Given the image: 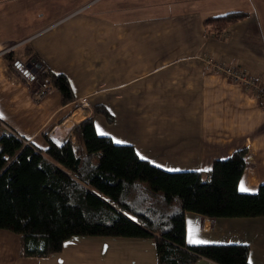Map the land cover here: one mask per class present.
<instances>
[{
	"label": "crops",
	"instance_id": "1",
	"mask_svg": "<svg viewBox=\"0 0 264 264\" xmlns=\"http://www.w3.org/2000/svg\"><path fill=\"white\" fill-rule=\"evenodd\" d=\"M13 1L16 0H0V6H6L0 8V136L3 129H13L45 148V136L52 138L55 126L61 128L54 133L67 140L76 125L90 117V110L81 109V97L103 104L111 112V120L104 117L111 127L117 119L128 123L121 116L123 110L132 109V100L126 98L128 88H135L133 101L141 105L158 104L159 99L167 98L165 94L178 92L183 95L177 100L179 111H187L191 121L181 119L177 108L169 109V118L164 115L166 110L159 111L157 117L164 121L151 118L153 112H148L135 126L139 139L160 133L170 138L163 140L160 134L157 139H148L156 140L153 156L142 154L134 145L140 155L171 171L207 170L214 160L248 148L249 163L239 188L243 184L248 192H254L264 183L263 91L252 92L243 83L209 74L204 66L191 64L188 59L192 56L187 54L160 61L157 56H147V62L154 65L144 70L142 49L147 40L155 42L156 47L159 41H167L169 47H215L221 64H239L253 83L262 81L264 90V0H53L43 2L39 9L46 11L40 13L32 12L30 6L16 8ZM231 11H242L246 16L217 35L209 33L207 18ZM129 56L136 65L130 76ZM25 66L29 70L25 69L22 76L20 71ZM47 69L68 76L75 100L64 103L55 87L45 96H37L44 81L40 72ZM170 69L172 75L162 74ZM152 75L158 76L154 83H146ZM189 95L196 96V110H192ZM160 124L168 128L162 130ZM176 137H181L182 142H194L185 162L191 165L200 159V167L154 160L164 156L161 140L174 142ZM190 239L207 243H190ZM186 241L191 245L246 243L250 246L249 263L264 264V216L213 219L188 212ZM157 263V244L151 238L75 236L57 253L23 257L19 236L0 229V264ZM195 264L217 263L199 258Z\"/></svg>",
	"mask_w": 264,
	"mask_h": 264
},
{
	"label": "trees",
	"instance_id": "2",
	"mask_svg": "<svg viewBox=\"0 0 264 264\" xmlns=\"http://www.w3.org/2000/svg\"><path fill=\"white\" fill-rule=\"evenodd\" d=\"M245 16L231 11L206 23L221 33ZM40 75L64 103L75 100L66 74L47 69ZM100 110L112 119L105 106ZM1 133L0 229L19 236L21 256L47 257L75 236H113L155 239L157 264H195L199 258L250 264L246 243L186 241L188 212L213 219L264 216V183L254 192L239 188L247 148L214 160L207 170L171 171L142 158L134 145L99 134L94 116L63 142L46 135L45 148L13 129Z\"/></svg>",
	"mask_w": 264,
	"mask_h": 264
},
{
	"label": "rangeland",
	"instance_id": "3",
	"mask_svg": "<svg viewBox=\"0 0 264 264\" xmlns=\"http://www.w3.org/2000/svg\"><path fill=\"white\" fill-rule=\"evenodd\" d=\"M5 1V0H4ZM45 1H53V0H16L13 1L12 3H14V6L16 8H27L28 6L31 7L32 12H45V9H39L42 5L43 2ZM59 2L61 1H65V0H57ZM75 3V2H73ZM102 5V2L99 3L96 6ZM2 7H6V6H0V8ZM9 8H12L11 6ZM31 16H33V13L31 14ZM216 30H214L213 28L210 29V32H213V36L217 35L219 33L215 32ZM205 35L206 32H203ZM208 33V32H207ZM208 36V35H207ZM223 40V39H221ZM159 46H155V42L154 44H152L151 40H147L144 42V46H143V55L145 56V62L143 64V69L149 71V69L151 68L152 65H154L153 63L147 62L148 60H146V57L149 56V58L151 56L158 57V61L163 60L164 58H175L181 55H189L192 56L188 59V61L192 64H197L199 66H204L205 70H208L209 74L210 72L217 74V75H221V78L226 79L227 81H232L234 83H243L246 86H249L252 88V92L253 91H258V92H262L263 91V95L262 97H264V90L262 88V81L259 82H252L250 80V76H246L247 74L240 69V72H242V75H245V78H237L232 76L231 74H228L227 72H224L223 70L217 69L215 67H212L211 63H220L219 61V52L215 49V47H199V48H193L191 46H178V47H169L167 44V41H159ZM206 42V41H205ZM140 48V47H139ZM138 48V50H139ZM96 60V59H95ZM227 64V63H226ZM237 63H232L229 62L228 65H235ZM239 64H237L238 66ZM135 63H134V58H132V56H129V61H128V68H129V72H128V76L132 75L134 68H135ZM139 68V65H138ZM239 68V66H238ZM24 70V68H23ZM132 71V72H130ZM170 70H166L164 71L165 74L164 76L170 74L172 75V73L170 72ZM169 72V73H168ZM156 77L158 76H154L152 75L148 80H146V83H154V81L156 80ZM127 95L126 98L128 101L132 100V109H126L123 110L121 116L124 117L125 119L128 120V123H125V121H122L120 119H117L113 125H111V127H109V125H107V123H105V119H104V115L103 113H101L102 108H104V105L101 103H91L88 105H83L80 100V106L81 109H85V110H90V116H94V118L97 116L95 122H96V126L98 127V132L100 134H110L115 141H119V142H129L130 144L133 145H137L136 147L138 148V150L142 153V154H148L153 156V152H152V147L154 146V144L156 143V140L154 141H150L148 139L154 138L157 139L156 136L161 134V138L163 140L168 141V139L170 138L169 134H157L155 136L153 135H148L149 137H142L141 139H139V135H138V128L135 127L137 125V123L141 120H143L144 118L147 117V113L148 112H153V115H151V118L155 119V120H159V121H164L166 119H159L157 117L159 111L162 112L163 110H166L164 112V115L166 118H169V109L170 108H177L178 112L181 113V119H189V121H191L190 118L187 117V111L181 110L180 109V104L177 102L178 99H182L183 95L179 94L178 92H170L172 94H165L167 95V98L163 99H159L158 104L155 105H151V102H149V104H144L141 105L140 103H135L133 100L136 98V95L134 94L135 92V88H128L127 90ZM251 92V93H252ZM258 92L256 93V95H260V93L258 94ZM261 96V95H260ZM144 97H150V96H144ZM191 100H192V110H196L195 108V103L196 101V96H192L189 95L188 96ZM171 99H173V103L170 101ZM123 105V102H122ZM79 109V110H81ZM82 109V110H83ZM78 110V109H76ZM99 110V111H97ZM118 117H120V113L117 112ZM106 118V117H105ZM108 120V119H107ZM191 123V122H190ZM79 124V123H78ZM108 126V129L105 127ZM160 129L164 130L167 129L168 126L164 125V124H160ZM193 128V127H192ZM195 128V127H194ZM75 129V128H74ZM73 129V131H74ZM107 129V130H106ZM180 131L181 127L176 128ZM192 130V129H191ZM109 132V133H107ZM73 135V133H72ZM71 135V137H72ZM166 141H162L163 143L162 145V154L164 156H161L159 158H155L154 160L159 161L160 163H165L167 164L169 161L170 163L167 165H173V166H180V167H184L185 165H190L189 162H185V157L187 152L192 148V145L194 144L193 141H186V142H182L181 137H176V141L174 142H166ZM159 146V145H158ZM144 149V150H143ZM248 150V157H249V149ZM145 151V152H144ZM169 157H168V156ZM167 160V161H166ZM248 163H249V159H248ZM202 164V161L200 159H195L192 164L189 167H200ZM229 218H235V220H238L239 218H245V217H229ZM155 240V239H154Z\"/></svg>",
	"mask_w": 264,
	"mask_h": 264
},
{
	"label": "built area",
	"instance_id": "4",
	"mask_svg": "<svg viewBox=\"0 0 264 264\" xmlns=\"http://www.w3.org/2000/svg\"><path fill=\"white\" fill-rule=\"evenodd\" d=\"M211 65H212V67L223 70L224 72H227L228 74H231L234 77L245 78V75H242V72H240V68H238L235 65H225V64H219V63H211ZM53 88L54 87L49 80L42 81L36 94L39 98H41V97L45 96L46 94H48ZM80 102L83 105L90 104V101L87 98V96L81 97ZM58 127L61 128L59 125H57L53 129V132H51L52 139H54L56 141H58V139H62V141L66 140V137H62V136L58 137L57 134L54 133L55 129H57ZM62 141H58V142H62Z\"/></svg>",
	"mask_w": 264,
	"mask_h": 264
},
{
	"label": "snow or ice",
	"instance_id": "5",
	"mask_svg": "<svg viewBox=\"0 0 264 264\" xmlns=\"http://www.w3.org/2000/svg\"><path fill=\"white\" fill-rule=\"evenodd\" d=\"M103 134V133H102ZM119 142V141H118ZM142 158H144V157H142ZM240 191L241 192H248V191H250L246 186H244L243 184L241 185V187H240ZM189 242L190 243H207L206 241H199V240H192V239H190L189 240Z\"/></svg>",
	"mask_w": 264,
	"mask_h": 264
},
{
	"label": "water",
	"instance_id": "6",
	"mask_svg": "<svg viewBox=\"0 0 264 264\" xmlns=\"http://www.w3.org/2000/svg\"><path fill=\"white\" fill-rule=\"evenodd\" d=\"M31 65H32V63L29 64V66H31Z\"/></svg>",
	"mask_w": 264,
	"mask_h": 264
}]
</instances>
